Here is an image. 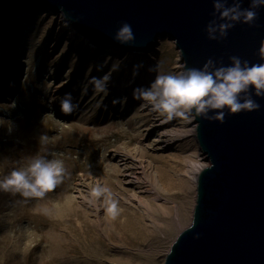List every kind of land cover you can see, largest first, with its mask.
<instances>
[{
  "label": "rangeland",
  "instance_id": "rangeland-1",
  "mask_svg": "<svg viewBox=\"0 0 264 264\" xmlns=\"http://www.w3.org/2000/svg\"><path fill=\"white\" fill-rule=\"evenodd\" d=\"M67 23L43 9L0 26V178L37 153L57 154L69 173L27 204L0 191V264H163L196 196L174 160L202 153L196 138L167 146L166 135L190 125L174 119L157 127L165 119L133 92L150 86L157 64L164 74L182 71L180 54L167 38L147 54L98 47ZM106 74L107 94L95 91L90 81ZM66 93L78 105L70 115L61 107ZM97 184L119 201L116 220L103 198L88 203Z\"/></svg>",
  "mask_w": 264,
  "mask_h": 264
},
{
  "label": "water",
  "instance_id": "water-1",
  "mask_svg": "<svg viewBox=\"0 0 264 264\" xmlns=\"http://www.w3.org/2000/svg\"><path fill=\"white\" fill-rule=\"evenodd\" d=\"M240 2L249 7L250 0ZM43 9H63L72 28L98 47L146 54L160 39L172 40L183 70L201 68L209 58L227 66L231 56L249 66L264 63L258 54L264 7L253 25L236 23L222 40H209L205 31L213 0H0V26ZM124 22L135 35L131 46L114 39ZM250 93L259 110L228 115L225 109L224 123L195 121L199 149L214 167L198 173L191 222L163 264H264V97Z\"/></svg>",
  "mask_w": 264,
  "mask_h": 264
},
{
  "label": "clouds",
  "instance_id": "clouds-1",
  "mask_svg": "<svg viewBox=\"0 0 264 264\" xmlns=\"http://www.w3.org/2000/svg\"><path fill=\"white\" fill-rule=\"evenodd\" d=\"M264 7V0H250L248 8L241 6L240 0H233L231 6L228 0H213V19L209 21L205 31L209 40H222L227 37L228 31L236 23L253 25L257 19V9ZM61 19L68 22L67 14L60 10ZM68 26V23L66 24ZM114 39L120 44L131 46L135 42L132 26L127 22L121 24L116 31ZM264 60V43L258 50ZM230 65L217 64L209 58L201 68H185L176 73H161L160 65L150 68L157 71L155 79L149 87L134 89L135 99L143 100L151 109L160 114L165 121L174 119L192 124L197 118L209 121H225V109L228 115L241 112H253L260 105L252 98L250 89H254L256 97H264V63L249 66L247 60L238 56L229 57ZM116 66L114 65V68ZM143 64L134 66V75L138 74ZM110 75L93 77L90 81L97 92L107 94V83ZM70 93H66L61 100L62 111L71 114L78 107L72 102ZM114 101L113 103H118ZM214 113L209 115V113ZM199 124H194L192 131L195 133ZM12 128H9L11 132ZM40 144L46 145L49 138L46 135L39 137ZM45 151H47L45 149ZM51 155L52 158L47 157ZM57 154L49 153L23 157L26 164L13 168V170L0 178V191L17 194L22 198L18 203L27 204L30 200H42L47 194L53 192L69 175L62 159L56 158ZM211 169L214 165L209 161L206 165ZM101 198L106 203L105 212L116 220L120 214L119 201L114 198L112 191L99 184L90 191L89 204H95ZM47 214V213H45Z\"/></svg>",
  "mask_w": 264,
  "mask_h": 264
},
{
  "label": "bare ground",
  "instance_id": "bare-ground-1",
  "mask_svg": "<svg viewBox=\"0 0 264 264\" xmlns=\"http://www.w3.org/2000/svg\"><path fill=\"white\" fill-rule=\"evenodd\" d=\"M148 58L150 62L154 56L149 54ZM167 123L168 122L163 120H157L156 126L164 127ZM194 124H196L195 121L192 124H189L190 127L187 130H173L170 134L166 135L165 138H167L166 141L168 142L167 146H172L174 142L184 139H189L188 143L191 144L193 138H196L195 133L192 131ZM174 163L177 170L183 169V173L187 176V180L195 186L198 173L205 167L208 161L203 154L196 157H193L191 154H179V156L175 158ZM159 206H161V210L163 214H165V217L169 218L170 207L166 204H160Z\"/></svg>",
  "mask_w": 264,
  "mask_h": 264
}]
</instances>
